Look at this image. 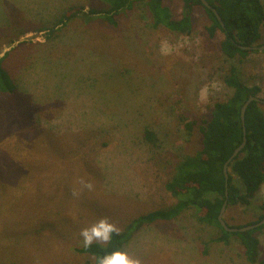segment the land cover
Listing matches in <instances>:
<instances>
[{"label":"rangeland","instance_id":"374dc122","mask_svg":"<svg viewBox=\"0 0 264 264\" xmlns=\"http://www.w3.org/2000/svg\"><path fill=\"white\" fill-rule=\"evenodd\" d=\"M164 3L181 18V0ZM80 7L103 6L0 0V56L12 47L6 67L18 87L16 95L0 94V264H88L74 251L82 228L108 217L122 232L139 216L175 205L165 185L198 150L185 123L208 120L215 104L231 97L223 81L231 65L261 88L264 112V51L227 59L224 35L208 37L201 7L190 35L155 29L142 4L119 15L116 27L76 19L48 37ZM146 129L156 134L154 145ZM263 203L264 186L249 206H227L224 220L256 223ZM256 235L262 261L264 230ZM220 236L191 209L143 227L123 250L143 264H249L238 240L210 243Z\"/></svg>","mask_w":264,"mask_h":264},{"label":"trees","instance_id":"16d2710c","mask_svg":"<svg viewBox=\"0 0 264 264\" xmlns=\"http://www.w3.org/2000/svg\"><path fill=\"white\" fill-rule=\"evenodd\" d=\"M98 1L102 4V8H91L87 12L80 7L70 10L71 14L70 11L67 12L56 26L48 29V37L58 34L76 19L85 22L102 21L116 27L119 15L143 4L151 16L152 26L155 29L162 27L181 35L192 33L194 11L197 7H201L210 22V25L205 27L206 34L210 39H215L218 32L224 35L220 50L229 60L246 59L256 52L243 50L241 47L263 46L260 42L264 36V0H206L220 15L224 27L200 0H181L183 9L179 19L174 17L164 0ZM59 26L61 27L57 29ZM10 55L11 52L0 58V94L7 96L18 93L12 73L6 67ZM223 81L233 90L231 97L216 103L208 120L201 123H185V130L188 135L193 136L198 150L194 155H187L176 166L173 177L165 185L167 192L176 199V204L168 209L154 211L134 219L124 231L120 232V235L114 234L107 246L93 244L89 249L81 245L75 246V253L86 259L88 264H94V256L103 255L114 249L123 250L143 227L157 222L173 221L191 209L196 211L200 224L220 230L221 236L212 239L210 243L229 244L231 239H236L241 243L249 264H264V260L259 261L260 241L256 235L264 230V225L243 233H228L218 219L226 200L228 206H249L264 186V112L259 102H253L246 111L247 144L229 166L228 198H226L224 165L242 144L244 137L241 108L250 96L259 97L262 90L259 86L248 85L240 69L235 65L230 66ZM145 139L153 145L157 142L156 134L149 129L145 131ZM260 209L264 211V203L260 205ZM263 219L264 214L256 223ZM204 253L207 254V250Z\"/></svg>","mask_w":264,"mask_h":264},{"label":"clouds","instance_id":"9594fccd","mask_svg":"<svg viewBox=\"0 0 264 264\" xmlns=\"http://www.w3.org/2000/svg\"><path fill=\"white\" fill-rule=\"evenodd\" d=\"M167 43L162 46L161 51L168 54L166 51ZM83 188L93 190L94 185L83 178L79 181ZM78 191H73V196H79ZM121 229L108 217H102L88 227L80 230L81 246L89 249L93 244L107 246L113 239V235H120ZM94 264H143V261L136 256L131 255L128 251L122 249H114L105 252L103 255L93 257Z\"/></svg>","mask_w":264,"mask_h":264},{"label":"water","instance_id":"95a60500","mask_svg":"<svg viewBox=\"0 0 264 264\" xmlns=\"http://www.w3.org/2000/svg\"><path fill=\"white\" fill-rule=\"evenodd\" d=\"M200 1L203 4V6H205L207 9L211 10L214 13L217 20L221 24V26L224 27V23L222 21V18L218 14V12L214 8H212L206 0H200ZM11 48L5 49L4 52L1 54L0 58H3L5 56V54L11 50ZM241 48L243 50H247V51H264V45L261 47L256 46V47H241ZM253 102L263 103V101L259 97L250 96L248 98V100L245 102V104L242 106V108H241V121H242V126H243V133H244L243 142L233 152L232 156L229 158V160L224 165V174H225V180H226V198H228L229 166L239 156V154L241 153V151L245 148V146L247 144V138H246L247 132H246V128H245V118H246V111H247L248 107L250 106V104ZM227 206H228V202L226 200L224 202L222 208H221V211H220V214L218 217L221 226L224 228V230L226 232H228V233H243V232H247V231L257 229V228L262 227L264 225V219H263L259 223H256V224L250 225V226H246V227H242V228L230 227L224 220V214L226 212Z\"/></svg>","mask_w":264,"mask_h":264}]
</instances>
